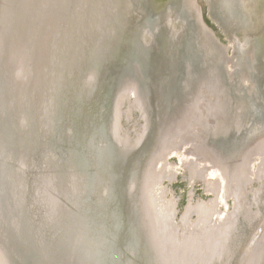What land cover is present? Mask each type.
I'll return each mask as SVG.
<instances>
[{
  "label": "bare ground",
  "instance_id": "obj_1",
  "mask_svg": "<svg viewBox=\"0 0 264 264\" xmlns=\"http://www.w3.org/2000/svg\"><path fill=\"white\" fill-rule=\"evenodd\" d=\"M6 3L0 6V212L8 220L0 222V264L222 263L221 248L219 257L208 256L221 238L217 229L208 234L210 248L204 240L198 242L208 226L173 222L171 202L164 200L160 187L168 174L164 158L184 148L193 153L194 140L202 136L208 119H220L224 109L234 118L240 105L248 104L247 98H229V84L247 92L243 79L256 78L248 65L260 53L252 51L251 60L238 41L229 56L191 0ZM207 3L212 18L232 34L236 25L229 17L239 15L229 11L231 5L225 0L219 17L213 1ZM236 8L240 14L238 0ZM198 51L209 61L201 73L195 66ZM133 91L146 120L142 130L125 135L121 107ZM194 94L200 116L172 109L182 95L191 105ZM187 125L189 131L183 128ZM256 152L264 153V140L248 151L246 167ZM47 154L53 165H63L54 193L64 205L60 209L47 190L34 195L28 188L30 172L19 174L13 184L17 190H12L14 168L32 166ZM196 163L216 174L207 162ZM8 164L11 173L4 171ZM263 223L264 215L254 222L258 230L250 233L249 244L245 240L228 264H264V237L258 240ZM241 230L237 228L236 236L243 235ZM37 239L48 245H38ZM234 250L230 245L225 249L224 263Z\"/></svg>",
  "mask_w": 264,
  "mask_h": 264
},
{
  "label": "rangeland",
  "instance_id": "obj_2",
  "mask_svg": "<svg viewBox=\"0 0 264 264\" xmlns=\"http://www.w3.org/2000/svg\"><path fill=\"white\" fill-rule=\"evenodd\" d=\"M193 1H195L194 4L200 10L202 23L206 26L208 30L212 31L214 37L216 38V40L219 42L220 45L227 47V54L229 56H233L232 55L233 50H234L233 46L236 42L237 43L238 41L239 43L245 42L246 34H252V35L255 34V36L259 35L262 38H264V0H250V6H252V9L254 8L252 13L255 11L252 16L254 19L255 27L249 28V30H247L246 32L239 29L238 31L232 34H230L229 32H226L225 29L212 18V16L210 15V9H209L210 7L207 3V0H193ZM212 1H213L214 11H215V12L213 11L214 14L216 13L219 17H222V14L224 12L222 10V7H223V3L225 0L223 2L220 0H212ZM226 1L231 5L229 7V11L234 10L239 15L238 10L236 8L237 0H226ZM247 4L249 5V3ZM0 6L7 7L9 5L6 3V0L5 1L0 0ZM37 6H36V9L40 8L42 4L40 3ZM175 24L176 26L178 25L180 26L179 23H175ZM261 37H260V41L262 40L264 43V39H262ZM198 54H199L198 61L195 63V66L196 68H199V72L201 73L202 68L205 69L206 68L205 66H207V63H209V61L205 54L200 53V51H198ZM236 56L237 58L239 57V55H236ZM249 57L252 60L251 54ZM200 61L203 63H201ZM260 61L262 63L258 65L257 67L258 71L253 72L254 75L258 76L257 77L258 81H262V78L264 77L263 76L264 75V58H260L259 62ZM243 83L246 89L250 88L248 89L247 92L244 89H241L239 86H236L234 82H230L229 89H228L230 91L228 93L229 98L231 97V95H233L234 98H239V100L243 101L245 100L244 98H249L250 94L254 93L253 87H251L253 84L252 82L248 81V79L245 78L243 79ZM263 84L264 83L262 82V85ZM262 92H264V85H263ZM135 96H136V93L134 91L133 93L130 92V96L128 100H126L125 103L121 107L122 112H121L120 125L122 128V132L125 133V135L133 134L132 133L133 129H135L136 131L142 130L141 128H143L144 119L146 118L145 113H144L145 110L143 109L144 105L140 101H138L135 98ZM186 97L187 96H183V95L178 97L179 99L176 101V106L173 105L174 108L172 109L176 111H181V110L188 111L189 110L191 111L192 115H195V116L199 115L200 109L198 105V101H199L198 96L194 94L193 97L195 98H191V105H189V99ZM167 111L168 110H166L165 112ZM187 118L189 122L191 117H187ZM230 119L231 117H227L223 125L225 126ZM8 145H10V143H8ZM260 153L261 152H256L254 155L250 157L251 163H249L248 167H246V171L248 172H246V178L244 179L243 189L242 191H239L237 193L239 197L237 196L238 198L236 197L235 200H234L235 196L233 197V195L228 196V197H225V195H222L221 186L220 188L219 186H217L219 190L217 194H215L214 191L210 190V189H213L214 187L212 184H210L208 188L206 179L208 178L207 180L214 181L213 180L214 177L211 175L210 171H208V174L206 175V179L203 177L205 175H202V176L201 174H198L195 176L192 175L190 171L191 170L190 166L192 164L190 159L193 155H192V152H190L188 148L180 152L174 151L164 158V161L166 162V167L168 169V174L162 179L160 183V187L164 191V200L171 202V207L173 208V211H174L173 222L175 224L182 223V219L185 218L186 223H182V225L184 227H189L197 219V215H199L200 217H203L202 220H204V218L206 217L205 215L207 214L206 209H202L201 211L200 210L191 211L189 212L187 217H183L185 213L187 212V210L191 209L192 207L196 205H202L204 207L214 206V208L216 209L214 210L215 213L214 215H212L211 220H213L215 223L220 222V221H225V220L229 221V223L232 222L231 221L232 217L230 216L236 213V209H234V206L235 208L236 206L238 207L242 206L246 209L242 211V215H240L239 221H238V230L242 229L241 232H243V235H239V236L238 235L236 236V234L234 235L231 246H232V250L234 248L235 250H234V254L232 255L233 258L231 259L230 257L229 262L233 261V259L235 258V255L241 243H243L245 240L247 241L250 238V236L252 235L250 233H252L253 230L254 231L256 230L257 232V229L256 228L254 229V227L260 221V214L262 210L261 208L264 209V160L261 163H259L258 158L263 157L261 156ZM48 157H50V155L48 156V154L47 156H44L43 159L38 157L36 161H33L34 163L32 166L26 167L24 165L22 166L23 167L22 168L20 167L21 165H18L16 168H14V172L10 170L12 167L10 166V164L13 163L11 162L7 166H5L4 171L9 172V173L12 172L11 173L12 174L11 185L13 184L15 185L16 182L19 181V178H20L18 176L19 174H21L22 175L21 177H23L27 172H30L31 179H30V184L28 188L35 193L34 195H37L38 192H41V191L44 192L45 190H47L48 193H46V195H49V198L51 199L53 206H56L55 207L56 209H60V207L64 205L61 202H59L60 199L58 200L57 198H55L54 193H57L56 183H57L58 176H60V169H61L62 164L57 163L53 165L51 163L52 159L48 160ZM6 158L9 160L10 156H7ZM254 159H257V160L254 162ZM19 163L22 164V161ZM1 169H3L2 165H0V170ZM249 172L251 173L250 176H248ZM7 176L6 178H9ZM250 178H252V182H250ZM14 185L12 186V190L14 188V192H15L17 188ZM46 187L48 189H46ZM19 191H21V188L19 189ZM49 191H51L52 193H49ZM11 197L12 199L16 198L14 195H11ZM234 201H236L238 204L235 205ZM32 203H33V200H32ZM64 209H68V208L65 206ZM247 209L250 210V212H247ZM1 214L2 212H0V222H3L4 224H6L5 221L8 219L6 217L2 219ZM63 218H64V215H62L59 219L62 220ZM12 219L13 218H11L9 221H11ZM254 222H256V224H254ZM247 225H250V226H247ZM180 232H182V229H180ZM263 232H264V228L262 229V232L258 233V240H259V237H260V240L262 236L264 237ZM248 233L250 235H247ZM229 236H230V233H229ZM36 237L38 238V234ZM262 240L264 241V238ZM36 243L40 246L48 245V243L43 244V242H38V239L36 240ZM262 245L264 247V243ZM216 248L218 249L216 251L213 250V252L215 251V254H217L218 256V254L220 253L221 247L220 246L218 247V245H216ZM228 248L229 247H226L225 249H228ZM257 248L259 249V245ZM262 250L263 248H261V251ZM206 263L209 264V262H205L204 264ZM212 264H217V262L214 261L212 262Z\"/></svg>",
  "mask_w": 264,
  "mask_h": 264
},
{
  "label": "flooded vegetation",
  "instance_id": "obj_3",
  "mask_svg": "<svg viewBox=\"0 0 264 264\" xmlns=\"http://www.w3.org/2000/svg\"><path fill=\"white\" fill-rule=\"evenodd\" d=\"M238 1H239L241 13L239 14L238 18L229 17L230 21L232 22V25H234V24L236 25V26H234V30H233L234 32L233 33L238 31L239 29L246 32L247 30H249V28L255 27L254 19L252 17L253 13L255 11L252 13L254 8L252 9V6H250V0H238ZM247 3H249V5ZM227 5H228V2H227ZM260 37L261 36H259V35L255 36V34L254 35L246 34L245 42L244 43L240 42V44H242V46H243L240 50L241 52L244 53V51H248V53L251 54L253 51L252 54H254V53L259 54L260 53L259 56L256 55L255 58H253L254 60L252 61V63H250V65H248L250 67L249 68L250 70H248L250 73H253L254 71L258 70L257 67L261 63V61L259 62V59L264 58V43L262 40L260 41ZM262 39H264V38H262ZM255 76H256V78H254V79H252V78H250L251 80L248 79V81L253 83L251 87H253L254 93L250 94V97L247 98V99H249L248 104L243 102V105H240L239 110L237 111L236 117L231 118L227 122V124L224 126L223 125L224 121L229 116H227L226 109L222 110L221 115H220L221 118L216 120V121L212 120L211 118L208 119L207 123L209 125L207 126V128L203 132L202 136L201 137L198 136V138L200 137V139H198L196 136L197 139L194 140L195 149H193L194 151L192 153V155H193L192 157L193 158L195 157L194 159L196 161L201 160V161H205L208 164H210L213 168H215L216 174H214L213 171L209 167L207 170L206 169L207 166L204 163L203 164H197L196 161L193 162L190 159V161L192 163L190 166V168H191L190 171H191L192 175H194L193 173L198 171V174H201V176L205 175L203 177L206 179V175L208 174V171L210 170L211 175L214 177V179H213L214 181L207 180L208 178L206 179V181H207L206 183L208 185V188H209V185L212 184L214 187H213V189H210V190L214 191V193L217 194L219 192L217 186H219V188L221 186V194L225 195V197L233 195V197L235 196L234 200L236 199L237 193L239 191H242L243 186H244V179L246 178L245 167H246V163H247V161H246L247 153L252 147H254V145L260 146L262 141L264 140V92H262L263 85H264V84L262 85V82L264 83V77L262 78V81H258V78H257L258 76L257 75H255ZM222 102L227 103L228 97L223 96ZM242 109H244V110H242ZM208 114H211V113H208ZM183 115H185V114H182V116ZM187 116L190 117V115H187ZM187 116H186V118H187ZM208 117H210V115ZM186 120H187V123L189 124L190 121L188 122V118ZM196 123H197V121H196ZM188 127H189V125L184 126L183 128H185V129L187 128V131H189ZM180 130L181 129H179V131ZM250 132H252V133H250ZM188 134H189V132L185 135L182 133L181 136L183 135V138L184 137L186 138L188 136ZM198 134H199V132H198ZM220 142H221V145L218 144ZM250 146H252V147L247 151V149ZM183 150H186V149L184 148ZM240 151H242V152L240 153ZM233 152H234V154H232ZM263 154H261V155L263 156L262 159L264 160ZM203 155H204V157H203ZM225 155H226V157H225ZM164 166H165V164H164ZM250 175L251 174L249 172L248 176H250ZM234 203H235V205L238 204L236 201H234ZM194 208L207 210L205 220H202L203 217H198L199 215H197V219L193 222V224H196V225L199 224L197 227L198 229L201 227H205L206 228L205 230H207V226L209 227L207 234H205L206 237H204V239L202 237L200 239V241H198V242L202 243L201 241L204 240L206 242L205 243L206 246H210V248H211V241L209 240L210 237H208V234L210 233L211 230L216 231V229H217V232L220 233L221 238L219 237L218 242L216 240V244L218 245V247L220 246L221 250H222L221 254H220V256L223 257L222 263H224V260L228 261L227 260L228 255L225 253V249L223 247L224 246L229 247V245L231 246L234 235L237 232L236 230L238 228L239 217H240V215H242V211L245 208L242 206H240V207L236 206V208H235V206H234V209H236V213L231 216L232 222H230V223H229V221H226V220L214 223V221L211 220L212 215H214V213H215L214 210L216 209V208H214V206L204 207L202 205H197V208H196V206H194L191 209H194ZM191 209L187 210V213H185V216H183V217H187L189 212H191ZM261 209L262 210H261L260 217H262V215H264V209L263 208H261ZM182 220H183L182 221V223H183L185 218ZM182 223H180L178 225L180 226V225H182ZM205 223H207V224H205ZM259 225H261V224L259 223L258 226ZM197 231L198 230H195L194 232H197ZM255 231L253 230V232H255ZM201 233H202V231H201ZM229 233H230V236H229ZM198 236L200 237L203 235H198ZM195 241H196V239H195ZM248 242H249V239L246 241L247 245L249 244ZM216 244L213 245L212 251L213 250L216 251L218 249V248H216ZM243 244H244V242L241 243V245H243ZM200 245H202V244H200ZM241 245H240L238 250L242 249ZM202 246L204 248V251L207 250V247L205 245H202ZM215 251L213 252V254L208 255L210 259H213V257L217 256V254H214ZM232 262L233 261L227 262L226 264L232 263Z\"/></svg>",
  "mask_w": 264,
  "mask_h": 264
},
{
  "label": "water",
  "instance_id": "obj_4",
  "mask_svg": "<svg viewBox=\"0 0 264 264\" xmlns=\"http://www.w3.org/2000/svg\"><path fill=\"white\" fill-rule=\"evenodd\" d=\"M191 2H193V5H194V1L193 0H191ZM200 11V10H199ZM201 15V14H200ZM201 18V17H200ZM200 18H199V20H200ZM178 23V22H177ZM181 22L179 21V24H180ZM181 25V24H180ZM179 28V27H178ZM179 30V29H178ZM172 32H174L173 34H178V33H176L175 31H172ZM149 39V38H148ZM147 39V42H149V40ZM148 48V47H147ZM167 50H169V49H167ZM166 54H167V51H166Z\"/></svg>",
  "mask_w": 264,
  "mask_h": 264
}]
</instances>
